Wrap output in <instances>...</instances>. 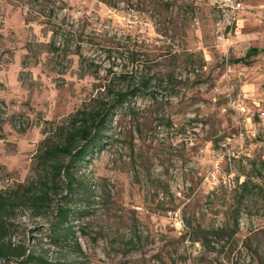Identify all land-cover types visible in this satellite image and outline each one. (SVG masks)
I'll list each match as a JSON object with an SVG mask.
<instances>
[{
  "label": "rangeland",
  "instance_id": "374dc122",
  "mask_svg": "<svg viewBox=\"0 0 264 264\" xmlns=\"http://www.w3.org/2000/svg\"><path fill=\"white\" fill-rule=\"evenodd\" d=\"M142 80L84 167L49 159L90 191L66 199L63 174L46 213L18 210L13 239L72 258L47 235L65 207L79 264H264V0H0V193L49 183L45 150L109 102L106 85ZM244 181L260 192L243 198ZM236 220L215 250L189 237Z\"/></svg>",
  "mask_w": 264,
  "mask_h": 264
},
{
  "label": "trees",
  "instance_id": "16d2710c",
  "mask_svg": "<svg viewBox=\"0 0 264 264\" xmlns=\"http://www.w3.org/2000/svg\"><path fill=\"white\" fill-rule=\"evenodd\" d=\"M38 13L43 16L45 15L50 21L54 10H49L48 12L42 10ZM32 20L30 16L29 21ZM258 51L256 47L251 48L247 55L251 56L252 54H257ZM238 61H245L248 63L246 57H241ZM128 75L129 73H120L119 77L121 78L119 79L127 80ZM135 84L134 81H130L126 87L127 89H125V87H114L111 84L106 85V97L109 98V102L104 101L103 105H99L94 110L80 114V119L76 122L73 129L68 130L63 143L45 150L39 163L51 167L52 178L49 183L44 182L43 187L36 186L35 189L29 190L26 196H21L16 190L11 191L9 194L0 193V261H15L23 264L80 263L75 257H83L85 251L73 226L70 224L69 211L65 207L59 209L57 222L51 227L50 233L47 235L51 238L50 244L61 247L62 249L66 248L70 252L72 258L62 257L61 255L50 258L44 252L31 249L24 240H14L12 236L13 224L11 220L16 216L18 210L23 207L33 209L37 215H41L48 210L52 204V194L57 193L59 187H61L59 181L63 179V174L66 177L65 184L69 192L65 197L66 199H72L77 197L78 193L90 191L89 182L87 183L86 181L74 177L73 172L70 170L71 168L67 166L59 167L57 164L50 162L49 159L53 157L56 158L59 155H66L72 158L71 161H73V163L71 162V165L76 166L81 164L82 167H84L94 153L101 150L104 144L105 136L102 134V130L107 126L109 119L108 111L111 110L112 105L124 102L127 103L132 99L134 94L140 95L148 90V86L144 80L141 82V85L144 86L142 88L135 87ZM81 141H85L87 144L79 148L78 143ZM87 156L88 159H85ZM35 185H37V183H35ZM49 185H51V188H49ZM242 186L243 198L247 197L249 194L255 196L261 190V187L257 186V184H253L252 188L248 187L249 184L247 181L242 182ZM239 204H243V199L240 200ZM238 230L239 223L238 220H236L235 226L203 227L202 225L193 226L189 223L188 232L193 242H201L205 247L215 250L217 249V244H223L225 241L232 239Z\"/></svg>",
  "mask_w": 264,
  "mask_h": 264
},
{
  "label": "built area",
  "instance_id": "2783aa9c",
  "mask_svg": "<svg viewBox=\"0 0 264 264\" xmlns=\"http://www.w3.org/2000/svg\"><path fill=\"white\" fill-rule=\"evenodd\" d=\"M234 6L236 8H240V7H242V3L241 2H236Z\"/></svg>",
  "mask_w": 264,
  "mask_h": 264
}]
</instances>
